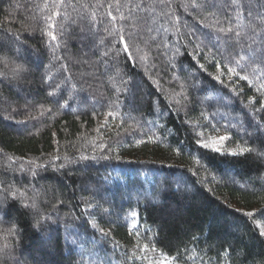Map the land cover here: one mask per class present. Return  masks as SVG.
<instances>
[{"label": "trees", "instance_id": "1", "mask_svg": "<svg viewBox=\"0 0 264 264\" xmlns=\"http://www.w3.org/2000/svg\"><path fill=\"white\" fill-rule=\"evenodd\" d=\"M0 264H264V0H0Z\"/></svg>", "mask_w": 264, "mask_h": 264}, {"label": "snow or ice", "instance_id": "2", "mask_svg": "<svg viewBox=\"0 0 264 264\" xmlns=\"http://www.w3.org/2000/svg\"><path fill=\"white\" fill-rule=\"evenodd\" d=\"M52 39H55V36H53ZM224 139H227V137L222 138V140H224ZM213 143H215V142H213ZM202 146H207V145H202ZM233 154H235V153H233Z\"/></svg>", "mask_w": 264, "mask_h": 264}]
</instances>
